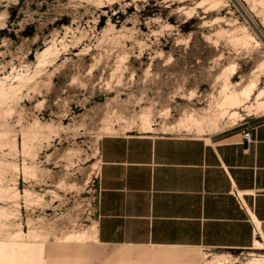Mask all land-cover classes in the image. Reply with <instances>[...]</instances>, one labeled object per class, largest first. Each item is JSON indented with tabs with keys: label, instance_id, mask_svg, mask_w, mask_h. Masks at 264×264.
I'll list each match as a JSON object with an SVG mask.
<instances>
[{
	"label": "rangeland",
	"instance_id": "1",
	"mask_svg": "<svg viewBox=\"0 0 264 264\" xmlns=\"http://www.w3.org/2000/svg\"><path fill=\"white\" fill-rule=\"evenodd\" d=\"M247 1L0 0V264L264 255L258 241L207 250L96 238L103 137L147 134L148 120L153 135L206 138L264 116L220 106L225 84L228 93L252 83L246 104L264 89V2ZM232 110L244 119L232 124Z\"/></svg>",
	"mask_w": 264,
	"mask_h": 264
},
{
	"label": "crops",
	"instance_id": "2",
	"mask_svg": "<svg viewBox=\"0 0 264 264\" xmlns=\"http://www.w3.org/2000/svg\"><path fill=\"white\" fill-rule=\"evenodd\" d=\"M150 133L100 142L98 242L207 250L264 244V116L206 138Z\"/></svg>",
	"mask_w": 264,
	"mask_h": 264
},
{
	"label": "bare ground",
	"instance_id": "3",
	"mask_svg": "<svg viewBox=\"0 0 264 264\" xmlns=\"http://www.w3.org/2000/svg\"><path fill=\"white\" fill-rule=\"evenodd\" d=\"M245 1H247V0H245ZM260 1L261 2L263 1L264 2V0H260ZM249 2H252V1H249ZM211 3H213V2H211ZM253 3H255V2H253ZM213 4L215 5L216 2L213 3ZM225 85L227 86V84H225ZM226 86L223 89V94H222L223 98H222V101L220 102V106L223 107L224 110H226L225 108H239V107H243V110L248 115L253 114V113H255V114L262 113V115H263V113H264V89L260 90L257 93V95L255 97V101L253 103H250L249 102L250 104H246V103H248V101L251 99V96L253 95L254 85L252 83L249 86L245 87L244 89H242L240 91H232V92H229L228 91V93L226 91ZM0 92L1 93H4V90L1 89ZM227 111H225V112H227ZM243 119H244V115H242L241 112H238L237 110H234V111L232 110V112L229 113V120H230V122L232 124H236L238 121L243 120ZM189 120H190V118H189ZM190 122H192V121H190ZM195 123H196V125H197V127L199 129H202V126H203V123L202 122H199V121H196L195 120ZM183 124H182L181 121L178 123L179 127H183ZM192 124H193V122H192ZM169 128L172 129L174 127H169ZM142 129L144 131H146V132H153L155 130L150 125V123L148 122V120H143ZM15 192H17V191H15ZM14 194H15L14 197H18V195H19V193H14ZM0 210H2L1 213H4V209H0ZM3 217H5V216H3ZM75 237L78 238L79 236L78 237L75 236ZM257 248L264 249V244L261 243L260 241H258ZM190 252L192 254L198 256V253L197 252H195V251H190ZM181 254H182L181 255V258H184L185 256H187V253H181ZM153 256H157V257H159V256L160 257H171L170 251H165V252H162V253H159L158 252V253L154 254ZM192 257H191V259H192ZM187 260H189V259H187ZM225 261H226V258L223 257V256H221V257H215L212 261H208V263H206V264H223ZM185 264H195V259L190 260V261L186 262ZM245 264H264V255H258V257H253L252 259L248 260Z\"/></svg>",
	"mask_w": 264,
	"mask_h": 264
},
{
	"label": "built area",
	"instance_id": "4",
	"mask_svg": "<svg viewBox=\"0 0 264 264\" xmlns=\"http://www.w3.org/2000/svg\"><path fill=\"white\" fill-rule=\"evenodd\" d=\"M243 137L249 142H254L253 138H252V134L250 133V131H246L243 133ZM99 196H100V188H99ZM236 197L239 198V194H236ZM99 200V198H98Z\"/></svg>",
	"mask_w": 264,
	"mask_h": 264
}]
</instances>
